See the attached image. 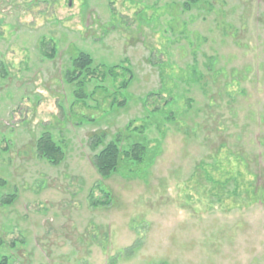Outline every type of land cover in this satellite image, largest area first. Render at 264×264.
<instances>
[{
    "label": "rangeland",
    "instance_id": "rangeland-1",
    "mask_svg": "<svg viewBox=\"0 0 264 264\" xmlns=\"http://www.w3.org/2000/svg\"><path fill=\"white\" fill-rule=\"evenodd\" d=\"M187 4L0 0L8 264H264V0ZM80 52L96 69L85 100L65 78ZM44 131L66 148L57 166L38 155ZM114 139L147 144L152 164L102 178L93 156Z\"/></svg>",
    "mask_w": 264,
    "mask_h": 264
},
{
    "label": "trees",
    "instance_id": "trees-1",
    "mask_svg": "<svg viewBox=\"0 0 264 264\" xmlns=\"http://www.w3.org/2000/svg\"><path fill=\"white\" fill-rule=\"evenodd\" d=\"M188 4L186 8H189V5H193L194 3L199 2V0H187ZM56 48L53 46L51 49V53H46L48 57H53L55 54ZM94 63V59L91 54L87 52H80L76 57L72 60V68L68 69L65 75L66 81L69 83H76L78 88L76 89V94L79 99L85 100L86 94L83 91V87L85 83L81 78L83 76L87 77V75L95 74L96 69L91 70V66ZM121 67V66H120ZM114 67L107 68L108 70H112ZM119 68V67H116ZM123 70V74L115 73L112 71V75L118 77L122 76L123 82L121 84V89H127L129 84L133 79V72L129 67H121ZM115 70V68H114ZM85 73V74H84ZM128 75V76H127ZM153 94V93H151ZM149 94V95H151ZM157 94V93H156ZM122 103H119L121 105ZM169 102L166 103V105ZM135 130L137 132H143V127H136ZM92 139L96 138V141L92 144L93 149H97L101 142L106 136L105 133L102 134H93ZM99 136V137H98ZM120 139L111 140L106 146L96 152L93 156V164L98 171L99 175L107 179L111 177V175L115 174L120 166L123 163H127L129 161H134L138 163H148L147 165L152 164L153 156L149 155L148 146L143 142H134L129 148L121 150L119 147ZM37 152L41 159L46 160L48 163L57 166L59 165L66 156V148L62 141L56 140L54 134L51 131H44L41 133L40 138L37 142ZM6 185V181L4 179H0V188ZM106 200L93 201L95 206L98 205H108L111 203L112 198L110 196V192L105 191L103 189ZM17 194L7 195L3 197L2 202L4 205L12 203L16 199ZM0 264H8L7 256H0Z\"/></svg>",
    "mask_w": 264,
    "mask_h": 264
}]
</instances>
